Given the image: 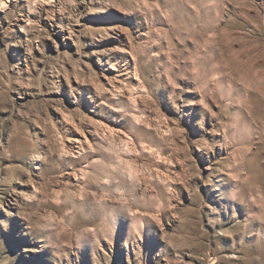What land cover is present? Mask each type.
I'll return each instance as SVG.
<instances>
[{
    "label": "rangeland",
    "instance_id": "1",
    "mask_svg": "<svg viewBox=\"0 0 264 264\" xmlns=\"http://www.w3.org/2000/svg\"><path fill=\"white\" fill-rule=\"evenodd\" d=\"M0 264H264V0H0Z\"/></svg>",
    "mask_w": 264,
    "mask_h": 264
},
{
    "label": "snow or ice",
    "instance_id": "2",
    "mask_svg": "<svg viewBox=\"0 0 264 264\" xmlns=\"http://www.w3.org/2000/svg\"><path fill=\"white\" fill-rule=\"evenodd\" d=\"M7 5H5V7H6Z\"/></svg>",
    "mask_w": 264,
    "mask_h": 264
}]
</instances>
